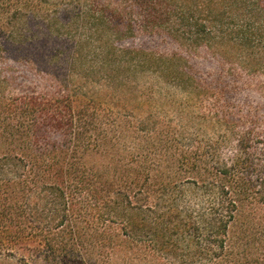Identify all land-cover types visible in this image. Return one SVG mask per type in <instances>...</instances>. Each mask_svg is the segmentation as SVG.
Segmentation results:
<instances>
[{"label": "trees", "instance_id": "1", "mask_svg": "<svg viewBox=\"0 0 264 264\" xmlns=\"http://www.w3.org/2000/svg\"><path fill=\"white\" fill-rule=\"evenodd\" d=\"M156 36L259 80L264 99V0H0V61L10 45L73 44L47 62L65 70L55 92L14 94L0 72V255L21 264H100L101 253L134 264H264L257 121L227 123L235 149L226 158L219 144L167 128L112 137L75 106L74 75L112 85L152 74L208 93L183 55L126 46Z\"/></svg>", "mask_w": 264, "mask_h": 264}, {"label": "rangeland", "instance_id": "2", "mask_svg": "<svg viewBox=\"0 0 264 264\" xmlns=\"http://www.w3.org/2000/svg\"><path fill=\"white\" fill-rule=\"evenodd\" d=\"M64 14L69 17L75 15L72 10ZM126 46L162 54L183 55L189 60L198 80L209 90H206L208 93L181 90L160 81L152 74L130 75L112 85L102 82L98 74H95L93 82L71 76L70 85L74 90L75 106L80 115L89 120L94 117L97 124H104L103 129L107 134L114 137L121 128L133 132L143 126L152 129L167 128L181 133L185 138L202 142L205 146L219 144L221 153L227 158L235 149V137L228 133L227 123L246 130L252 125L250 121L255 120L256 130L264 132V99L258 92L261 86L259 80L248 79L242 72L230 70L229 66L205 49L190 52L164 36L147 39L140 37ZM8 49L9 57L0 61V72L6 78L11 77L14 94L29 91L49 94L57 90L58 80L65 70L62 64L51 67L47 62L53 56L54 49L67 56L72 52L73 44L66 38L59 41L49 38L44 44L36 41L27 46L10 45ZM56 65H59L58 68H55ZM216 100L219 101L220 111H223L218 116L214 114ZM248 111L251 116L246 114ZM113 130L116 132L113 133ZM225 138L232 139L231 143L222 144ZM103 148L94 149V153L100 154L96 161L102 158ZM132 150V145H129L128 149H124V155H131ZM258 237L264 241V235ZM101 254L103 258L99 259L100 264H134L122 261L115 254ZM0 264L21 263L14 257L2 254Z\"/></svg>", "mask_w": 264, "mask_h": 264}]
</instances>
